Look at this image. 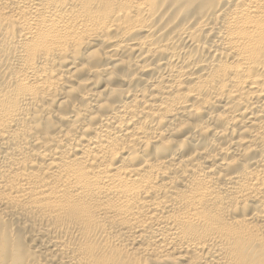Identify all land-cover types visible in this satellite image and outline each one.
<instances>
[{"label":"bare ground","instance_id":"1","mask_svg":"<svg viewBox=\"0 0 264 264\" xmlns=\"http://www.w3.org/2000/svg\"><path fill=\"white\" fill-rule=\"evenodd\" d=\"M0 264H264V0H0Z\"/></svg>","mask_w":264,"mask_h":264}]
</instances>
